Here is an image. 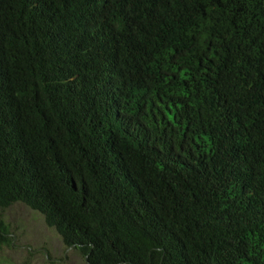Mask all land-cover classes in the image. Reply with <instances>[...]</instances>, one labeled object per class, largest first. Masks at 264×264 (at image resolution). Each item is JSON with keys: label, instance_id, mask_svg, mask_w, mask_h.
<instances>
[{"label": "trees", "instance_id": "trees-1", "mask_svg": "<svg viewBox=\"0 0 264 264\" xmlns=\"http://www.w3.org/2000/svg\"><path fill=\"white\" fill-rule=\"evenodd\" d=\"M14 204L87 264H264V0H0Z\"/></svg>", "mask_w": 264, "mask_h": 264}, {"label": "rangeland", "instance_id": "rangeland-1", "mask_svg": "<svg viewBox=\"0 0 264 264\" xmlns=\"http://www.w3.org/2000/svg\"><path fill=\"white\" fill-rule=\"evenodd\" d=\"M9 246H0V264H87L73 248H66L43 218L22 204L1 211Z\"/></svg>", "mask_w": 264, "mask_h": 264}, {"label": "flooded vegetation", "instance_id": "flooded-vegetation-1", "mask_svg": "<svg viewBox=\"0 0 264 264\" xmlns=\"http://www.w3.org/2000/svg\"><path fill=\"white\" fill-rule=\"evenodd\" d=\"M71 249V248H70Z\"/></svg>", "mask_w": 264, "mask_h": 264}]
</instances>
